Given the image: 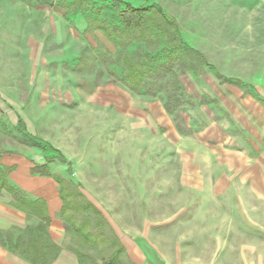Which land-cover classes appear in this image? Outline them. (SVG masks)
Returning a JSON list of instances; mask_svg holds the SVG:
<instances>
[{"label": "rangeland", "instance_id": "obj_1", "mask_svg": "<svg viewBox=\"0 0 264 264\" xmlns=\"http://www.w3.org/2000/svg\"><path fill=\"white\" fill-rule=\"evenodd\" d=\"M125 3L161 7L214 67L174 72L190 104L170 113L169 92L134 93L93 62L120 50L87 24H119L113 0H0L1 154L43 158L47 177L96 209L68 214L84 264L126 239L144 264H264V2ZM159 40L127 51L158 59ZM115 262L133 264L124 252Z\"/></svg>", "mask_w": 264, "mask_h": 264}, {"label": "trees", "instance_id": "obj_2", "mask_svg": "<svg viewBox=\"0 0 264 264\" xmlns=\"http://www.w3.org/2000/svg\"><path fill=\"white\" fill-rule=\"evenodd\" d=\"M113 1L119 24L108 25L99 18H95L96 20L88 18L87 24L91 32L100 31L120 50L115 58L108 57L106 53L97 54L92 57L93 62L102 61L107 67V74L117 79L134 93L142 92L150 96H156L161 92H169L166 107L170 113L189 105L190 102L185 100L187 96L181 88L175 87L177 80L174 77V72H190L199 75L204 72L205 68L214 71V67L207 62L203 54L183 41L177 23L169 20L160 7L151 5L134 8L121 0ZM69 10L70 13L76 14L79 8L73 5V8L68 9V12ZM160 38L165 48L161 50L163 55L158 59L151 54L129 53L127 51L128 47L134 44L156 45ZM170 78H172V81L169 80ZM226 81L235 82L231 79ZM178 100L181 102L178 103ZM44 166L34 167L31 170L32 174L48 176L41 170ZM7 171L5 172L0 168V190H5L12 195L14 207L25 211L28 215H34L44 222H40L36 227L27 230L29 236L26 244L23 238L20 237L17 239L16 244L9 243L8 246L20 252L32 264H50L56 258L59 248L51 242L46 232L49 218L47 217L45 202L42 200L29 201L19 190L10 188L6 183ZM53 178L60 185V198L63 203L61 218L66 224L69 221L74 222V224L77 223L72 216H69L70 213H81L91 209L90 211L95 216L98 215V212L89 201L84 200L83 205L75 203L76 198H83L82 194L68 191L63 180L55 176ZM86 225L91 226L89 222ZM76 228L79 236L83 235V238L87 241L96 242L102 238L101 232L85 230L82 224H77ZM116 243L118 249L103 264H118L115 262V258L123 253L124 248L121 243ZM77 256L80 263L84 264L83 256Z\"/></svg>", "mask_w": 264, "mask_h": 264}, {"label": "crops", "instance_id": "obj_3", "mask_svg": "<svg viewBox=\"0 0 264 264\" xmlns=\"http://www.w3.org/2000/svg\"><path fill=\"white\" fill-rule=\"evenodd\" d=\"M130 1L125 2L130 3ZM35 162L30 159L19 161L16 155H3L0 150V168L9 170L6 176L7 185L19 190L29 201L45 202L49 218L46 232L51 242L59 248L56 258L50 264H81L77 254L72 250V239L68 236L66 222L61 218L63 203L60 198V185L50 177L33 175L31 170L38 166V162ZM13 202L10 193L0 190V264H32L8 244H16L20 237L26 244L29 236L27 230L43 221L17 209ZM121 244L124 248L123 252L133 264H144V253L134 242L126 239L121 240Z\"/></svg>", "mask_w": 264, "mask_h": 264}, {"label": "water", "instance_id": "obj_4", "mask_svg": "<svg viewBox=\"0 0 264 264\" xmlns=\"http://www.w3.org/2000/svg\"><path fill=\"white\" fill-rule=\"evenodd\" d=\"M37 162H38V163H42V162H43V158H38V159H37Z\"/></svg>", "mask_w": 264, "mask_h": 264}, {"label": "built area", "instance_id": "obj_5", "mask_svg": "<svg viewBox=\"0 0 264 264\" xmlns=\"http://www.w3.org/2000/svg\"><path fill=\"white\" fill-rule=\"evenodd\" d=\"M252 1H255V2H264V0H252Z\"/></svg>", "mask_w": 264, "mask_h": 264}]
</instances>
